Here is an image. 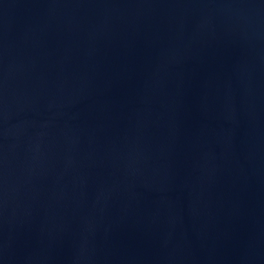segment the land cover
<instances>
[{
    "label": "water",
    "instance_id": "1",
    "mask_svg": "<svg viewBox=\"0 0 264 264\" xmlns=\"http://www.w3.org/2000/svg\"><path fill=\"white\" fill-rule=\"evenodd\" d=\"M0 264H264V0H0Z\"/></svg>",
    "mask_w": 264,
    "mask_h": 264
}]
</instances>
